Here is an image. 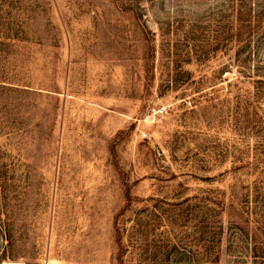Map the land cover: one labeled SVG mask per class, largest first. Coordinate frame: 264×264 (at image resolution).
<instances>
[{
  "label": "rangeland",
  "instance_id": "obj_1",
  "mask_svg": "<svg viewBox=\"0 0 264 264\" xmlns=\"http://www.w3.org/2000/svg\"><path fill=\"white\" fill-rule=\"evenodd\" d=\"M264 264V0H0V264Z\"/></svg>",
  "mask_w": 264,
  "mask_h": 264
},
{
  "label": "bare ground",
  "instance_id": "obj_2",
  "mask_svg": "<svg viewBox=\"0 0 264 264\" xmlns=\"http://www.w3.org/2000/svg\"><path fill=\"white\" fill-rule=\"evenodd\" d=\"M2 264H23L22 262H18V261H5Z\"/></svg>",
  "mask_w": 264,
  "mask_h": 264
}]
</instances>
